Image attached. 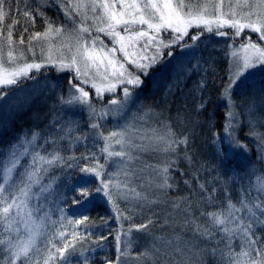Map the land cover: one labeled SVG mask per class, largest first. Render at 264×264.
<instances>
[{"label": "snow or ice", "instance_id": "1", "mask_svg": "<svg viewBox=\"0 0 264 264\" xmlns=\"http://www.w3.org/2000/svg\"><path fill=\"white\" fill-rule=\"evenodd\" d=\"M7 2L0 0V26L11 13V8L5 7ZM50 2L59 5L68 23L57 25L45 16L42 9ZM23 16L33 25L36 16H40L45 27L42 32L32 33L27 41L23 33L18 40L13 38L18 20L13 19L7 25L6 33L0 27V89L19 86L25 78L35 79L30 75L33 70L39 72L45 64H51L58 71L74 73L68 82L74 91H70L67 99L60 97L61 104L87 108L90 120L97 115L100 119L110 114L120 115L132 98L133 90L143 86L141 76H148L151 69L162 64L164 49H168L167 55L172 57L173 46L180 47L182 51L194 48L205 33L229 37L235 42L245 30L257 34L258 41L264 42V0H45L43 3L37 0L35 12L26 5ZM192 28L199 31L190 35L189 29ZM225 28L232 29V33L224 31ZM27 31L25 27L24 32ZM162 33L169 34V38L165 39ZM100 34L108 38L111 47ZM185 37H189L191 43L186 42ZM34 41L37 42L35 46ZM37 47L39 63L36 62ZM26 52L31 53L32 62H28ZM232 56L235 59L221 94L228 102L227 120L223 133L214 132L212 141L221 164L228 162L229 152L235 154L236 149L249 150L237 134L240 122L236 108L241 105H237L233 94L249 71L264 67V43L246 35L240 47L232 51ZM199 67L197 63L185 72L191 75ZM84 85H90L95 90V98L100 100H103L105 92L115 93L117 86L122 85L123 99L112 98L97 112ZM204 88L205 82L201 80L194 91L203 92ZM6 95V91L0 90V100ZM205 107L203 100L195 105L197 111ZM254 107V103L249 101V116ZM180 111L177 110L176 122L185 129L187 116L181 117ZM161 115L163 113L153 114L149 109L135 118L143 125H148L149 120L159 125H148L146 131L143 126L138 128L135 124H127L105 135L98 121L90 123L89 127L104 141L101 148L104 163L95 153L79 158L65 156L62 148L57 146L63 136L44 141L45 145L52 146L51 152L43 150L44 145L35 146L31 153L25 147L24 154L30 156L26 164L21 163L17 145L10 146L0 161V264H91L86 253L94 252L96 248L85 247V244L92 240L88 229L96 226L95 221L83 214L81 218L69 219L63 207L56 209L60 213L58 219L52 218L51 208L44 210L42 215H36L43 208L39 201L47 202L48 196L54 192L57 178L51 177L50 173L57 167H77L85 177L73 189L76 193L72 198L74 205L85 206L94 195L103 194L112 206L120 223L115 236L117 254L115 260L105 259V264H129L130 261L135 264H207L205 257L209 256L218 258L217 264H264V174L255 175L254 181L250 177L249 186L241 188L235 200L225 187L222 190L224 200L214 211L203 210V205L215 203L218 190L214 187L209 191L205 183L198 184L203 194L198 199L179 197L171 202L174 210L185 213L184 228L190 227L193 237L207 242L203 247L191 241L181 247L178 243L180 236L167 239L164 235H153L149 227L155 221L151 217L135 223L136 215L145 207L151 209L167 202L161 197H166V190L175 186L169 182L173 179L170 169L178 166V148L181 145L184 146L183 159L190 165L194 161L188 148L197 124L193 123L190 130L178 134L171 123L160 119ZM260 122L264 123V114ZM68 131L72 129L69 127ZM246 134L257 142L260 159L264 160V133L256 132L255 126L250 125ZM38 138V134L33 133L26 143L31 145ZM87 139V135L76 136L77 142ZM142 151L165 155L158 165L148 166L155 173L148 187L160 195L137 191L132 186L135 171L131 165L138 159L134 153ZM80 161L88 163L81 166ZM110 165L116 166L114 172L106 171ZM88 177H95L99 183L91 187ZM46 178L47 184L44 183ZM183 182L191 189L190 180ZM34 199L37 201L35 206L32 204ZM120 201L125 203L124 209H121ZM194 207L199 216L204 217L203 221L193 215ZM125 221L128 222L127 227L124 226ZM102 223L107 221L102 220ZM66 224L73 226L70 233L65 231ZM78 226H83L85 231H79ZM165 226H169L167 220L161 227ZM133 231L151 237L150 242L137 252H133L139 243L132 240ZM107 238L101 235L93 243L102 247L101 241ZM74 257L80 259L74 260Z\"/></svg>", "mask_w": 264, "mask_h": 264}, {"label": "trees", "instance_id": "2", "mask_svg": "<svg viewBox=\"0 0 264 264\" xmlns=\"http://www.w3.org/2000/svg\"><path fill=\"white\" fill-rule=\"evenodd\" d=\"M7 5L11 8V13L2 27L7 32V25L12 23L13 19L18 20L19 23L15 25L13 33L14 39L18 40L21 33H23L24 39L27 41L32 33L44 30L45 25L42 17L36 16L33 25L31 22L26 21L23 16L26 5L28 9L35 12L37 7L35 0H12L11 4ZM17 9H19V13ZM42 10L45 16L53 21L54 9L43 8ZM25 27L28 29L27 32H24ZM228 33L231 34L229 31ZM192 34H195V32L191 31L190 35ZM162 35L165 39L169 38V34L162 33ZM100 36L111 47L108 38L103 34H100ZM250 36L254 41L261 43L256 39V36ZM244 37L243 34L240 40ZM237 39L233 42L229 37L222 39L213 36V34L205 33L190 54V58L178 46L172 47L171 50L174 53L172 57L167 55L168 49H164L162 64H158L151 69L148 76H141L145 86L139 91L138 100L151 99L157 105L156 110L168 109L164 108V105H169V118L167 121L172 125L177 123V110L180 109V116L184 117L186 115L188 121L187 128L183 131L190 130L193 123L197 124L195 135L190 139L188 148L189 154L194 157L193 164L190 165L183 159L184 146L181 145L178 148V166L174 165L170 169L173 179L169 182L174 183L175 186L167 190L166 197H161L164 200L168 199L169 204L161 202L159 205L152 206L151 209L145 207L146 209H143V212L135 217V223L137 224L151 217L155 223L150 225V232L153 235H164L167 239L180 236L179 245L191 241L193 244H197L198 247H203L207 242L199 241L198 237H193L190 227L184 228L185 213L173 209L171 203L173 200L179 197H188L192 200L198 199L200 195H203L200 193L198 184L205 183L209 191L214 187L218 190L216 193L217 201L213 204L203 205V210L214 211L221 206V202L224 200L222 190L225 187L235 200L239 190L249 186L250 177L254 181L255 175L264 174V160L260 159L257 142L253 137L246 134L250 125L255 126L256 132L264 133V123L260 122L261 115L264 114V78L241 82L233 94V99L237 105H241L236 108L237 113H239L238 121L240 122L237 134L249 150L236 149L235 154L229 152L228 162L221 164L220 159L215 154L212 142L213 133H223V125L227 120L228 106L222 101L221 94L228 77L229 45H238L239 38ZM185 41L191 43L189 37H186ZM197 63L200 67L192 71L191 75H187L185 70L193 69ZM177 72L178 76H176ZM33 76L35 79L32 82L44 81L48 91L33 99L22 120L15 121L10 115L11 119L8 120V123L0 126V161L5 158L10 146L17 145L16 151L21 155V163L26 164L30 156L24 154L25 147L31 153L35 146L44 145L43 150L51 152L53 150L52 146L45 145L44 141L48 138L63 136L64 139L59 140L57 146L62 148L65 156L75 155L79 158L81 155L95 153L100 158L101 163H104L103 154L101 153L102 139L98 138L96 134L92 136L83 114L73 110L70 105L61 104L60 102V97L67 99L69 96L71 89L68 82L72 76L68 73L60 74L53 69L35 73ZM201 80L205 82L203 92L194 91L197 82ZM170 88L171 91H169ZM201 100L206 102V107L202 111H197L195 105L199 104ZM249 101L255 105L251 116H249ZM27 116H29L28 121L26 120L28 119ZM69 127L72 131H68ZM74 127H76L75 130H73ZM178 127L180 128L179 125ZM181 132H178V134ZM33 133H37L39 138L29 145L26 141L31 140ZM77 135H87L88 139L87 141L77 142ZM80 163L83 166L88 162L80 161ZM136 167L139 168L138 165ZM50 176L57 178L53 185L54 192L48 196L47 202L43 199L39 201L43 208L36 215H42L44 210L51 208L52 218L58 219L60 213L56 209L63 207L65 215L69 219L81 218L82 214L89 216L92 221H95L96 225L88 229L92 233V240L87 241L85 244V247L96 248V251L86 253L90 257L91 264H105V259L115 260L117 254L115 236L120 228V223L116 220L112 206L107 199L103 194H97L85 206L72 203V198L76 195L73 189L79 186L85 178L77 167L71 169L57 167L50 173ZM88 179L91 181L90 186L93 188L99 183L95 177H88ZM185 179L191 181V189L184 184ZM48 182L46 178L44 183L47 184ZM32 204L35 206L37 201L34 199ZM120 207L121 209L126 207L123 201H120ZM193 215L199 217L201 221L204 220V217L199 216V211L195 207L193 208ZM177 219L182 220V222H178ZM102 220H106L107 223H102ZM165 220L168 221L169 226L161 227L164 225ZM127 223V221L124 222L125 227H127ZM72 228V225L66 224L65 231L70 233ZM78 230L85 231L83 226H78ZM101 235L108 238L101 241L102 247H97L93 241ZM131 238L133 241L139 242L134 246L133 252L140 251L151 239L149 235L135 231H133ZM173 246H176L175 241ZM78 259L80 258L74 257V260ZM205 259L207 264H217L218 258L209 256ZM131 262L135 264L134 261Z\"/></svg>", "mask_w": 264, "mask_h": 264}, {"label": "rangeland", "instance_id": "3", "mask_svg": "<svg viewBox=\"0 0 264 264\" xmlns=\"http://www.w3.org/2000/svg\"><path fill=\"white\" fill-rule=\"evenodd\" d=\"M12 0H8L7 4H11ZM45 2V0H41V3ZM5 5V7L8 8L9 5ZM35 4L37 5V0H35ZM49 6H53L55 13H53V22L57 25L59 24H65L68 23V21H66L64 13L61 11L60 7L58 4L55 3H49ZM48 8V7H46ZM2 27V26H0ZM69 27H71V25L69 24ZM191 31H194L195 33L197 31H199L198 29L192 28L189 29V33ZM224 31L226 32H231L232 33V29L229 28H225ZM5 32V30H4ZM6 33V32H5ZM254 35L256 36L257 39V34L255 33H251L249 30H245L244 33L241 34L242 35ZM213 36H216L213 34ZM238 41V45H229L231 47H229V58H230V64H229V69H228V75L230 74V69L232 66V62L235 59L232 56V51L235 49H238L240 47V45L244 42L245 37L242 38V40ZM219 37V36H216ZM186 38V37H185ZM222 39H225V37H219ZM236 38V40H238ZM37 42H33L34 46L36 45ZM41 44L43 42H40ZM198 41L196 42L197 45ZM264 43V42H261ZM195 48V47H194ZM194 48L191 49H185V50H181L182 52H185V54H188V57L190 58V54L192 53V51H194ZM36 52H37V56H36V62H41L40 60V56H39V48H36ZM26 55L28 56V62H32V55L31 53H27ZM239 55H243L242 52L239 53ZM190 60V59H188ZM47 69H53L55 71H57L60 74H65L68 73L70 74L72 77L74 75V73L69 72V71H58L56 67H54L51 64H45L40 70L44 71ZM38 73L37 71L33 70L30 75L33 76V74ZM176 76H178V72L176 74ZM264 78V67H258L256 69H253L251 71H249L245 77L242 79L241 82L245 81V80H250V79H262ZM33 79H23L20 82L19 86H10L7 87L5 89H0V90H4L7 92V95L4 97L3 100H0V126L4 125L5 123H8V120L11 119V116L13 118V120L15 121H20L24 118L27 109L29 108L31 102L33 101L34 98H36L39 94L45 93L47 90V85L45 84V82H32ZM28 82V83H27ZM78 83V81H76ZM145 86V82L143 84L142 87ZM85 90H88L90 93V96L93 98V103L95 104L96 108H97V112H99V109L105 105H107L108 100L112 99V98H119V99H123V92H122V85H118L117 89L115 91V93H108L105 92L104 93V98L103 100L97 99L95 98V90L91 89L90 85H84ZM131 88V86H129ZM138 88L133 90V94H132V98L129 100L128 104L125 106L124 109H122L120 115H115V114H110L107 117L100 119L97 116L93 117L91 120L89 119V111L87 108L79 106V105H70V107L73 110H76L79 114H83L86 118L87 121V125L89 127L90 123L92 122H99L101 125V131L104 132L105 135H107L110 131H116L119 130L120 128L124 127L127 124H135L138 128L139 127H144L145 131L147 130L148 125H150L151 127H159L158 124H156L154 122V120H149L148 121V125H143V122H139L137 121L135 118L139 117L140 115H142L143 113L147 112L149 109L152 110L153 114H159V113H163V115L160 116L161 120H168L169 118V105H164V108H168L165 110H156L155 107H157V105L149 98L147 99H143V100H138V93L139 91L142 89ZM71 91H74L71 89ZM222 101L228 106V102L227 100H225L224 98H222ZM156 105V106H155ZM11 115V116H10ZM28 119H26L27 121L29 120V116H27ZM176 131L181 132L184 129H180L178 127V124L175 123L173 125ZM76 127L73 128V130H75ZM90 132L92 133V136L94 134H96V132L91 129ZM139 142V141H137ZM146 143V142H145ZM104 141L102 140V146L103 147ZM117 149L119 148V146H116ZM138 159L135 160V162L131 165V168L135 171V175L132 177L133 180V187L137 188V191H145L147 193H149L150 195H152L153 193L156 194H160L159 192H156L154 189H150L148 187L149 182L154 178L155 173L153 172L152 168L148 167L149 165H158L159 163H161V161L165 158L164 154L161 153H154L152 151H142V152H136L134 153ZM174 158V157H173ZM138 165L139 168H137L136 166ZM116 170V166L115 165H110L106 168V171L111 173L114 172ZM168 190V189H167ZM166 190V192H167ZM162 201H164V199H161ZM167 202L166 204H169V200L166 199ZM165 203V202H164ZM146 208H144L145 210ZM178 222H182V220L177 219ZM181 247H183L184 245H180ZM174 247V246H173ZM129 264H132V262L130 261Z\"/></svg>", "mask_w": 264, "mask_h": 264}, {"label": "bare ground", "instance_id": "4", "mask_svg": "<svg viewBox=\"0 0 264 264\" xmlns=\"http://www.w3.org/2000/svg\"><path fill=\"white\" fill-rule=\"evenodd\" d=\"M49 9H53L54 7L53 6H48Z\"/></svg>", "mask_w": 264, "mask_h": 264}]
</instances>
